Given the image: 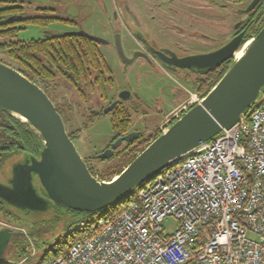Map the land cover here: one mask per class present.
<instances>
[{"label": "water", "instance_id": "95a60500", "mask_svg": "<svg viewBox=\"0 0 264 264\" xmlns=\"http://www.w3.org/2000/svg\"><path fill=\"white\" fill-rule=\"evenodd\" d=\"M261 1L252 0L240 10L241 13L251 12ZM241 24L236 23L235 29ZM77 34L103 42L82 30ZM244 37L245 32H241L214 52L177 62L179 66L191 64L197 69H207L233 61L200 103L176 120L109 181H100L91 174L70 138L61 114L45 91L18 70L0 62V109L27 123L43 141L38 156L20 154L8 160L0 170V203L4 209L12 211L17 218L33 219L57 207L77 212H100L128 196L173 162L184 158L201 142L213 140L224 130L234 127L264 93V26L250 42L242 45ZM116 45L123 56L120 40H116ZM239 49L243 52L238 57ZM116 105V102L111 104L103 114L107 115ZM138 135L129 134L115 141L111 149L98 158H112L122 142H132ZM40 189L46 193V198H42ZM23 211L30 214L23 215ZM83 218L84 215L70 221L69 218L62 220L64 217L50 215L43 222L61 219V223L55 226L56 232L57 228L67 229ZM0 221L4 223L0 226L2 264L9 260L7 251L13 241L26 234L19 225L2 218Z\"/></svg>", "mask_w": 264, "mask_h": 264}, {"label": "built area", "instance_id": "2783aa9c", "mask_svg": "<svg viewBox=\"0 0 264 264\" xmlns=\"http://www.w3.org/2000/svg\"><path fill=\"white\" fill-rule=\"evenodd\" d=\"M246 114L42 264H264V93ZM169 218L177 223L171 234L163 228Z\"/></svg>", "mask_w": 264, "mask_h": 264}, {"label": "rangeland", "instance_id": "374dc122", "mask_svg": "<svg viewBox=\"0 0 264 264\" xmlns=\"http://www.w3.org/2000/svg\"><path fill=\"white\" fill-rule=\"evenodd\" d=\"M251 1L243 0L239 3L238 0H235L232 4L228 3L227 0H55L43 3L34 1V6H52L57 10L58 15L64 18H73L79 24V27L82 28V31H86L92 36L109 40L108 44L100 46L103 55L113 69V84L106 86L105 93L100 91L88 92L89 97L84 101L73 88L60 79L52 83L51 90H46L47 95L55 106L59 107L62 105L67 109L69 108V111H65V117H62L66 130L68 133L81 130L79 138L74 143L79 154L83 158L86 157V165L88 169L90 168L93 171L94 177L98 179L103 171L110 167H116L119 162L117 158L108 159L107 161L89 158L102 151L116 135L112 129L111 115L103 116L99 122L84 129L89 110L104 111V109L109 107L112 100L120 97L122 92L131 91L133 88L140 92L143 103L152 104L155 98V95L144 91L145 86L142 83L144 80L142 82L137 81L141 79H139L137 73L134 75V72L130 70L127 73L116 52L114 32L122 34L123 48L128 53L135 46L134 39L130 34L141 30L136 24H131L125 14L128 13L136 17L140 12L142 14L150 12V15L155 16L157 20L169 17L173 19V22H171L172 27H174V24L182 26L178 18L185 14L183 16H187V20H184L186 23L183 27L187 28L188 32L191 29H199L206 36L203 49L208 51L210 49H219L230 40L236 30L235 23L244 17L239 14L240 8L245 7ZM116 5L119 9L123 8L121 10L122 17ZM114 7L118 10L119 16L117 19L111 18L113 16L109 17L113 13ZM124 11L126 12L125 14ZM146 17L148 18V16ZM198 24L203 28H197ZM151 25L154 27L156 24L152 23ZM77 28L64 24L52 25L43 29L30 26L19 34V39L28 40L44 37L46 34L53 33L55 29H59L62 32L76 30ZM139 88H142V90ZM55 89H57L56 92L59 95H66V100L59 102L58 98L55 99L52 93ZM132 103L134 101L131 99L128 105ZM174 108L176 106H172L157 124L154 123L155 125L152 124L149 127H144L141 123V116L135 115L131 129L139 128L138 130H141L145 137L152 136L158 128L161 130L160 126L167 122L171 116L170 111ZM153 115L154 113L149 114L146 117L147 119L144 118L143 121H150V118L154 117ZM135 190L131 192L134 196L137 193ZM114 207L110 206L92 217L84 215L85 225L77 223L64 230L62 227L60 230L56 227V232L55 229L50 232V228L42 223L44 219L58 211L55 208L45 214H40L35 219L33 217L17 218L20 223L15 220L11 222L19 225L26 234L21 246L27 251L26 258L28 262L23 259L17 260L20 249L14 243L10 245L7 251V258L12 260V264H42L46 258L52 257L53 252L57 250L65 251L68 245L83 238L89 232L91 226L98 224L99 219L113 213ZM176 226L177 223L173 218H169L163 223V228L168 234H171L176 229Z\"/></svg>", "mask_w": 264, "mask_h": 264}, {"label": "trees", "instance_id": "16d2710c", "mask_svg": "<svg viewBox=\"0 0 264 264\" xmlns=\"http://www.w3.org/2000/svg\"><path fill=\"white\" fill-rule=\"evenodd\" d=\"M34 1L43 3L55 0H0V62L18 70L29 80L40 86L45 92L46 90H51L52 83L60 79L73 88L84 101L89 97L88 92L100 91L101 93H105L106 86L113 84V72L100 49L101 44L86 35L77 34L82 28L79 27V24L73 18H64L58 15L57 10L52 6H34ZM242 1L238 0L239 3ZM243 16L244 21H242L240 30L245 31V37L242 45L257 35L264 26V0L254 10L243 14ZM57 24L78 28L62 32L59 29H55L53 33L46 34L44 37L28 40L19 39V34L30 26L43 29ZM235 31L230 39L239 32L238 29ZM232 63L233 61L229 60L203 72L204 78L200 82L204 85L205 92L202 97H205L215 87L231 67ZM56 90L52 92L53 97L55 99L58 98L59 102L63 101V96L65 95H59ZM257 106L258 102L253 104L248 109V112ZM56 108L62 117H65V111H69V108L67 109L62 105L56 106ZM110 115L113 131L118 135L125 134L129 130L132 120L127 109L121 106L116 107L107 115H104L102 111L90 109L84 129L99 122L103 116ZM80 133L81 130H78L69 133V135L75 141L79 138ZM161 134L162 131L157 129L150 138L123 145L117 154H114L109 159L117 158L119 164L116 167L107 168L100 174L98 179L100 181H109L119 175L124 168ZM42 148L43 141L38 133L27 123L12 116L10 112L0 109L1 162L5 161L6 164V161L10 158L19 156L20 154L35 156ZM89 171L93 176L95 175L91 169ZM138 189L135 191L137 192ZM133 196V193H130L112 205L111 207L116 206L113 213L106 216L113 217ZM100 212L78 211L80 216L85 215L89 217ZM57 222V219L45 221L47 223L46 226L50 228V232L55 229ZM16 226L18 225L16 224ZM23 238L16 239L13 243L20 249L17 260L23 259L25 262H28L26 258L27 251L21 246ZM72 244L68 245L65 251L57 250L53 252L52 257L67 253Z\"/></svg>", "mask_w": 264, "mask_h": 264}, {"label": "flooded vegetation", "instance_id": "af4514ba", "mask_svg": "<svg viewBox=\"0 0 264 264\" xmlns=\"http://www.w3.org/2000/svg\"><path fill=\"white\" fill-rule=\"evenodd\" d=\"M122 9L118 8L121 17L123 15L121 13ZM243 9L245 8L244 7L240 8V10ZM118 10L115 9L114 7L113 13L110 14L109 17L113 16L111 18L117 19L119 16L117 12ZM240 10H239V14L243 16ZM125 13L126 12L124 11V14ZM138 14L136 17H134L133 15H129L128 13L125 14L128 21L131 24L134 25L136 24L141 29L140 31H136V33H131L130 31L131 33L130 35L134 39L135 46L131 48L128 51V53H126L122 44V34L119 32H114V36H115L114 43L118 57L120 61L124 64L127 73L129 70L133 71L134 75L135 73H137L139 75V79L141 78L140 80L137 81L142 82V80H144L142 82L144 83L145 86L144 91L148 94L155 95L154 103L152 104H148L146 102H145L146 104L143 103V101L141 100L142 95H140V92L136 90V88H133L131 91L128 90V91H124V93L122 92L119 97L120 99L117 98L112 100L110 105L116 102L117 103L116 107L119 106L125 107L131 116V120H132L131 126L133 123V117L135 115L141 116L142 119L141 123L144 125V127H149L154 123L157 124L160 121V119L166 114V112L170 110L172 106H176V108L170 111L171 113L170 118L167 120L166 123L160 126V128H162L165 125L171 126V124H173L174 122V114L176 112H181L184 106L186 108L191 109L193 106L197 105V101L203 98L202 96L204 95L205 92L204 85H202V82L200 81L203 80L202 79L204 78L203 72L206 69L204 68L197 69L192 67L191 64H187V66H179L177 62L180 60L188 59L190 57H198L207 53H211L216 51L217 49H210L208 51H205L203 49L206 36H204L199 29L197 30L191 29L188 32L187 28L185 29V27H183V25L186 23L184 20L185 19L187 20L186 18L187 16L184 17L185 14H183L184 16L181 15L178 18L182 26L180 24H174V27H172L171 25V22H173L172 18L170 19L169 17H166L165 19L157 20L155 16L150 15V12H146L144 14L140 12ZM146 16H148V18ZM242 21H244V18H240L239 21L236 23ZM152 23L156 25H154L153 27V25H151ZM241 27L242 25L238 29L239 32L236 35H238L241 32H245L243 30H240ZM197 28H203V27H201L200 24H198ZM84 32L88 34V32L86 31ZM117 39L120 40L121 42L124 53L123 56H120L118 52L116 45ZM102 40L103 42L100 43L101 45L102 44L105 45L109 43L108 39H102ZM109 66L111 65L109 64ZM139 89L142 90V88ZM122 94L124 97L121 96ZM188 96L189 98L187 99ZM192 96L196 99L195 102L190 101L192 99ZM63 97H65L64 99L66 100L67 98L66 95ZM131 99L134 101V103L128 105L129 100ZM152 113H154L153 115L154 117L150 118V121L148 122L143 121L144 118L147 119L146 117ZM131 126L129 130L123 135H118L116 133L115 137L109 142V144L102 151L90 156L89 158L90 159L98 158V155L104 153L106 150L111 149V146L115 141L124 138L129 134H134V136L136 134L139 135L132 142H126V141L122 142V144L115 150L114 153L115 155L120 150V148L125 144H131L136 142L137 140L150 138L151 135L145 137L144 133L141 130H138L139 128L131 129ZM35 156H38V154H36ZM11 159L12 158H10L9 160ZM83 159L86 162V157ZM95 160L101 161L99 158ZM4 164L5 161L3 162L0 161V170L2 169ZM40 195L42 196V198L47 197L46 193L42 189H40ZM0 208H1L0 219L2 218L8 221L15 220L17 221V223H20L19 222L20 220L17 219V217H15V214L10 210L4 209L1 203H0ZM56 209L58 211L51 214L52 217L56 215L58 217H64V219L62 220L69 218V220L71 221L74 218L80 216L78 212L72 211L70 209H65L62 207H57ZM22 214L29 215L30 213L29 211L28 212L23 211ZM57 220L58 222L55 224V226L60 224L62 221L61 219H57ZM43 224L46 226L47 223L43 222Z\"/></svg>", "mask_w": 264, "mask_h": 264}, {"label": "bare ground", "instance_id": "6f19581e", "mask_svg": "<svg viewBox=\"0 0 264 264\" xmlns=\"http://www.w3.org/2000/svg\"><path fill=\"white\" fill-rule=\"evenodd\" d=\"M243 49H239V51L237 52V56L239 57L240 55H242Z\"/></svg>", "mask_w": 264, "mask_h": 264}, {"label": "crops", "instance_id": "0c3cea01", "mask_svg": "<svg viewBox=\"0 0 264 264\" xmlns=\"http://www.w3.org/2000/svg\"><path fill=\"white\" fill-rule=\"evenodd\" d=\"M6 262H11L10 260H7Z\"/></svg>", "mask_w": 264, "mask_h": 264}]
</instances>
